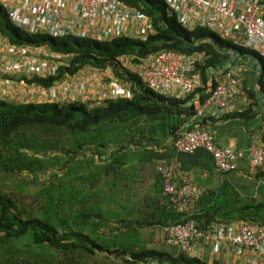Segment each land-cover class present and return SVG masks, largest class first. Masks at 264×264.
I'll return each instance as SVG.
<instances>
[{
	"label": "trees",
	"instance_id": "trees-1",
	"mask_svg": "<svg viewBox=\"0 0 264 264\" xmlns=\"http://www.w3.org/2000/svg\"><path fill=\"white\" fill-rule=\"evenodd\" d=\"M120 1L150 17L153 32L145 40L28 34L12 24L0 4V34L10 43L47 45L74 54L57 75L24 77L25 82L46 88L63 78L65 71L75 72L84 65L100 70L111 66L115 75L130 83L132 93L95 106L81 101L60 105L0 99V178L26 177L40 183L39 198L29 206L0 189V264H143L146 259L166 264H222L177 250L151 248L141 238L144 228L163 229L187 218L164 202L157 165L173 159L181 161L182 174L193 173L188 180L203 188L192 215L200 228L236 220L264 222L263 168H255L254 177L263 179L262 183L245 185L238 168L216 172L211 155L203 148L187 154L174 146L179 131L195 114L192 98L198 96L203 103L217 83L209 71L223 76L230 50L244 57L253 53L205 28L182 27L174 16L168 17L165 0ZM162 48L203 52L205 58L196 64L203 86L186 98L167 97L119 66L122 54L132 55L137 62ZM257 83L255 91L243 80L246 94L255 101L257 92L264 95L261 77ZM255 104L220 118L204 116L198 124L208 127L209 121L230 119L242 123L251 135L255 126L261 128L264 123ZM257 130L264 141V131ZM145 165L154 166V180L151 191L140 196L137 171ZM203 174L207 179L217 175L218 183L206 184Z\"/></svg>",
	"mask_w": 264,
	"mask_h": 264
},
{
	"label": "built area",
	"instance_id": "built-area-1",
	"mask_svg": "<svg viewBox=\"0 0 264 264\" xmlns=\"http://www.w3.org/2000/svg\"><path fill=\"white\" fill-rule=\"evenodd\" d=\"M178 24L189 30L205 28L245 48L260 61L259 77L264 89V0H245L238 10L234 0H165ZM12 24L28 34L52 37L72 36L95 41L117 37L145 40L153 32L151 19L140 10L120 0H0ZM233 38L234 40H231ZM231 55L239 61L237 51ZM73 53L54 51L47 45H18L0 34V73L6 86L13 84L16 74L24 77L55 76L59 67L68 65ZM119 66L134 73L150 90L167 97L186 98L203 86L196 64L205 58L203 52L182 53L162 48L133 62V56L122 54ZM223 80L209 90L206 102L192 98L195 114L200 118L209 109L210 116L241 110V78L229 66ZM51 85L48 98L53 102H85L90 106L131 97L130 83L115 75L111 66L100 70L84 65ZM258 77V78H259ZM242 96V95H241ZM190 123L179 131L174 146L181 153L191 154L203 148L212 157L214 170L234 171L241 160L248 158L254 168H264L262 135L251 137L245 149L221 147L214 133L204 125ZM182 164L178 159L160 162L157 171L162 177V193L168 208L185 215L184 222L163 227L167 244L177 252L203 259L205 251L221 258L225 253L229 264H264V222H215L200 228L192 217L203 188L195 181L179 183ZM216 257V256H214ZM217 258V257H216ZM143 264H166L146 259Z\"/></svg>",
	"mask_w": 264,
	"mask_h": 264
},
{
	"label": "crops",
	"instance_id": "crops-1",
	"mask_svg": "<svg viewBox=\"0 0 264 264\" xmlns=\"http://www.w3.org/2000/svg\"><path fill=\"white\" fill-rule=\"evenodd\" d=\"M234 2L237 4L238 10H239L240 7H242V5L244 4L245 0H234ZM239 61H241L243 63L241 65H239V64L232 65V69L241 78V92H245L244 86H243V80H246V83L248 84V86H250L253 90L258 91L259 85L257 82H258L259 71H260V61L257 60L255 57L248 56V55L246 57L242 56V58L239 59ZM232 62H238V61L232 57L231 50H230V58L228 59L226 65H225V68L228 69L229 66H231L230 64ZM3 79H4V75L2 73H0V99H4L6 101H11V102H15V103H20V102H31V101L41 102V101H44L42 99L48 98V95H46L45 97H40L39 92L41 90H39V92L37 93L36 90L32 87V85H34V84H29V83L25 82L22 79V76H20L19 74L14 75L13 84H11L9 86H6L4 84ZM221 80H223V79H221ZM221 80H217V81L219 82ZM202 82H203V80H202ZM242 96H244V95H242ZM263 96H264L263 93L259 94L257 92L256 101L253 98H251L253 100V102L256 103L253 107H254V110L257 112L258 118H260L262 116L264 117V99H263ZM244 97L246 99L247 95H245ZM244 97H243V100H245ZM206 100H207V97L205 98L204 102H206ZM241 102L244 103V101L238 100L239 104ZM250 103H251V101H249V103L245 107L240 106L241 110L246 109ZM209 111H210L209 109H205L206 114L204 116L212 117L209 115V113H208ZM204 116H202V117H204ZM220 116H214V117L220 118ZM202 117H200V118H202ZM200 118L191 119L189 123L193 127V126H195V124H198V120ZM207 125L209 128H212L211 131L214 133V141L221 147H234V148L245 149L248 146L247 144L249 143L251 137L255 134H259V131L256 130L254 133L249 135L248 131H246L244 126H242L243 125L242 123H240L238 121H233L230 119L218 120L216 122L209 121ZM263 126H264V123H263ZM253 129H255V128H253ZM256 172H257V170L253 167L252 163L250 162V160L248 158H244L243 160L240 161V163L238 165V173L237 174H239L240 177L242 178V180H241L242 183L245 180L252 181L253 183H255L257 181L262 183L263 179L256 180L254 178ZM188 174L193 175L192 172H189ZM188 174L186 175L185 172H183V174L179 173V180H178L179 183H182V182L188 180V177H189ZM201 176H202V178L205 179L206 184H210L211 186L216 185L219 181L218 180L219 177L217 175H214L212 178H208V179H207L206 174H203ZM152 180H154V179H152ZM254 180H256V181H254ZM152 183H153V181H152ZM152 183H151V186H152ZM151 188L149 189V191H151ZM175 251H176V249L174 248L173 252H175ZM206 255H208V257H206ZM214 256H216L217 258ZM202 257H203V260H207L209 263H211L214 260H218L220 262L221 259L224 261V264H229L231 261L230 260L231 258L230 257L228 258V256L225 253H222L221 258L218 259L220 257V255L219 256L212 255L209 251H207V252L205 251V253L203 254Z\"/></svg>",
	"mask_w": 264,
	"mask_h": 264
},
{
	"label": "rangeland",
	"instance_id": "rangeland-1",
	"mask_svg": "<svg viewBox=\"0 0 264 264\" xmlns=\"http://www.w3.org/2000/svg\"><path fill=\"white\" fill-rule=\"evenodd\" d=\"M167 15L169 18H173V15L171 14V12L169 11L168 7H167ZM222 39L224 40H228L226 39L224 36H222ZM231 40H234L233 38H230ZM243 62L238 61V62H232L230 65V67L232 68V65H241ZM209 73H211L212 75L210 77L213 78V80H221L223 79V77L225 75H223L222 77V73L218 72L216 74L215 71H209ZM211 80V79H210ZM218 82V81H217ZM34 85H32V87L36 90V92L38 93L39 90H41L39 92V96L40 97H45L47 94V90L48 87H42L41 85H37L36 83H32ZM53 85V84H52ZM241 95H247L246 92H241L238 96H240V99L244 96ZM44 101H51L49 98L47 99H42ZM249 101H251V103H253V100L251 99V97H249L247 95L246 97V101L241 102V107H245ZM42 102V101H41ZM60 105H62V101L61 102H56ZM250 103V104H251ZM249 104V105H250ZM260 129V132L264 131V126L260 127H255V130ZM154 171L155 168L154 166H149V165H145L142 168H138L137 171V175H138V193L140 196H144L146 195V193H148L149 189L152 187L151 183H152V179L154 176ZM2 185L0 183V189H2L3 191H6L7 193H10L12 196H14L15 198H17L19 201H21L22 203H24V205L29 206L31 204L34 203V199L35 198H39V191H37L40 187V183H34L31 182L29 178H19V177H11V176H5L4 178H0ZM245 185L249 183L248 180H245L243 182ZM70 192V189L67 191ZM38 199L36 200V204H38L39 202H37ZM141 238L144 241L145 245H147L148 247L151 248H157V249H161V250H165L168 252H173L174 248L173 246H170L166 243L165 238H164V233H163V229L155 226V227H150V228H144L141 232ZM206 257H208V255H206ZM220 262L222 264H224V261L221 259Z\"/></svg>",
	"mask_w": 264,
	"mask_h": 264
},
{
	"label": "clouds",
	"instance_id": "clouds-1",
	"mask_svg": "<svg viewBox=\"0 0 264 264\" xmlns=\"http://www.w3.org/2000/svg\"><path fill=\"white\" fill-rule=\"evenodd\" d=\"M174 16V15H173ZM189 30V29H188ZM24 80V79H23ZM25 81V80H24ZM43 102V101H42ZM165 238V237H164ZM169 245V244H168ZM171 246V245H170ZM174 247V246H173ZM176 249V248H175Z\"/></svg>",
	"mask_w": 264,
	"mask_h": 264
}]
</instances>
